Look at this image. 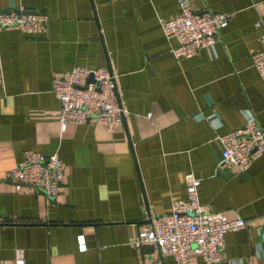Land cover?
<instances>
[{
  "label": "crops",
  "instance_id": "crops-1",
  "mask_svg": "<svg viewBox=\"0 0 264 264\" xmlns=\"http://www.w3.org/2000/svg\"><path fill=\"white\" fill-rule=\"evenodd\" d=\"M187 1L229 18L211 52L176 59V41L159 26L177 13L176 0H0V12L47 17L45 33L0 29V264H12L16 249L24 264H175L126 241L142 210L158 215L185 198L186 173L199 179L211 219L246 222L223 235L222 259L210 264H264V153L241 172L218 168L215 139L242 127L247 114L264 129V82L251 65L264 0ZM74 66L116 75L127 111L120 126L59 130L50 82ZM24 150L61 160L54 200L7 180ZM188 259L204 264L192 249Z\"/></svg>",
  "mask_w": 264,
  "mask_h": 264
},
{
  "label": "built area",
  "instance_id": "built-area-1",
  "mask_svg": "<svg viewBox=\"0 0 264 264\" xmlns=\"http://www.w3.org/2000/svg\"><path fill=\"white\" fill-rule=\"evenodd\" d=\"M177 13L159 19L166 39H174L170 53L176 59L190 58L199 50L211 52L219 39V30L229 18L224 12L194 11L187 0H176ZM0 29H15L26 34L45 33L47 17L42 13L0 12ZM260 48L251 57V65L264 82V34L258 38ZM115 74L106 67L88 69L74 66L53 74L50 92L57 99V123L60 131L68 124H100L108 131L121 125L127 111L117 94ZM1 78V66H0ZM146 116H149L148 114ZM220 145L218 168L244 171L264 153V129L251 114L242 127L217 135ZM63 164L56 154L44 156L24 150L20 159L5 173L7 180L19 190L30 187L46 199L54 200L61 187ZM199 179L184 175L185 198L172 201L168 212L149 215L142 210L144 221L126 244L132 248L154 247L159 255H169L175 264H189L192 249L204 264L222 259L223 235L245 226L241 218L211 219L206 205L198 200ZM77 249L83 251L81 235L76 237ZM12 264H24L20 250L13 252Z\"/></svg>",
  "mask_w": 264,
  "mask_h": 264
}]
</instances>
